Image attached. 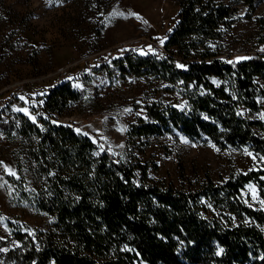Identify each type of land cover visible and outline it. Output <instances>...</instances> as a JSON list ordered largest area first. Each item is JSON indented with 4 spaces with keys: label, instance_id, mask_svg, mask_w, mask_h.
Listing matches in <instances>:
<instances>
[{
    "label": "trees",
    "instance_id": "16d2710c",
    "mask_svg": "<svg viewBox=\"0 0 264 264\" xmlns=\"http://www.w3.org/2000/svg\"><path fill=\"white\" fill-rule=\"evenodd\" d=\"M237 1L178 0L161 48L139 41L154 49L141 53L136 41L109 48L99 60L110 56L121 74L157 78L182 98L181 106L161 98L144 103V114L125 129L129 151L144 146L143 136L176 130L220 148L246 145L263 158L262 166L222 182L205 179L195 189L151 179L147 163L128 150L115 155L51 118L77 97L68 79L56 82L33 119L16 112L5 120L7 134L14 129L24 143L18 169L25 168L29 189L23 199L52 216L45 229L9 223L17 242L11 258L26 264H264V210L240 194L252 181L264 197V121L256 114V96L264 92L255 79L264 77V55L231 58L219 50L240 6L250 9L258 0ZM256 20L264 35V15Z\"/></svg>",
    "mask_w": 264,
    "mask_h": 264
},
{
    "label": "rangeland",
    "instance_id": "374dc122",
    "mask_svg": "<svg viewBox=\"0 0 264 264\" xmlns=\"http://www.w3.org/2000/svg\"><path fill=\"white\" fill-rule=\"evenodd\" d=\"M177 1L0 0V264H26L11 258L10 250L17 242L9 223L45 229L52 219L23 199L29 189L22 181L25 168L18 169L24 164V143L14 129L7 134L5 120L14 118L16 112L33 119L46 89L68 79L77 97L52 110L51 118L71 124L100 148L125 156V129L138 114H144L143 104L161 98L181 106L182 98L165 89L166 82L157 78L121 74L110 56L104 57L102 66L99 55L136 41L134 46L141 53L154 50L144 41L151 40L161 48L164 32L176 17ZM223 1L239 4L237 0ZM261 15L264 0L250 9L240 6L219 40L220 56L264 55V35L256 20ZM255 79L264 92V77ZM256 99L260 107L256 114L264 121V93ZM141 139L144 146L128 150V156L147 163L149 178L171 181L181 189H195L205 179L222 182L262 166L263 158L246 145L220 148L176 130ZM240 194L250 207L264 210V197L256 183H245Z\"/></svg>",
    "mask_w": 264,
    "mask_h": 264
},
{
    "label": "snow or ice",
    "instance_id": "6c2138e0",
    "mask_svg": "<svg viewBox=\"0 0 264 264\" xmlns=\"http://www.w3.org/2000/svg\"><path fill=\"white\" fill-rule=\"evenodd\" d=\"M161 42H163V41H161ZM222 251V250H221Z\"/></svg>",
    "mask_w": 264,
    "mask_h": 264
}]
</instances>
